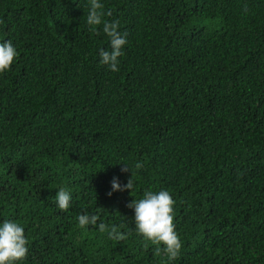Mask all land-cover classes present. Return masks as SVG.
Listing matches in <instances>:
<instances>
[{
    "label": "trees",
    "instance_id": "obj_1",
    "mask_svg": "<svg viewBox=\"0 0 264 264\" xmlns=\"http://www.w3.org/2000/svg\"><path fill=\"white\" fill-rule=\"evenodd\" d=\"M100 2L127 33L119 71L100 63L89 0H0L18 53L0 73V226L29 248L16 264H264V0ZM126 164L133 193L109 196ZM146 190L175 201V260L135 229Z\"/></svg>",
    "mask_w": 264,
    "mask_h": 264
},
{
    "label": "clouds",
    "instance_id": "obj_2",
    "mask_svg": "<svg viewBox=\"0 0 264 264\" xmlns=\"http://www.w3.org/2000/svg\"><path fill=\"white\" fill-rule=\"evenodd\" d=\"M105 15L111 16L109 10L104 12V5L100 0H89L87 10V24L90 26L89 31L97 32V26L102 25V31L110 38L111 51L101 49L99 55L100 63L109 66L112 71H119L118 58L123 55V48L127 44V33L119 31V21H106ZM18 56V53L10 40L0 43V73L9 70ZM136 169L143 168V164L137 162ZM132 168L126 164L121 169L122 172H128ZM134 176L129 178L126 184H121L118 177L111 181V191L109 196L115 191H125L128 189L134 191ZM55 201L57 206L67 211L71 206L72 195L64 188H60L56 194ZM174 204L172 195L167 190L153 192L146 190L143 198L131 201L127 207L135 211V229L146 240L151 241L153 245H163V251L170 261L175 260L180 255L182 244L176 232L174 224ZM99 217L97 215L80 214L78 216V225L86 228L89 225L96 226ZM100 232H107L108 237L112 240L123 241L127 238L126 233L120 232L116 226L109 230L108 226L100 222ZM28 239L25 236V230L17 223L4 220L0 226V264H16V262L26 259L29 248ZM147 247V245H145Z\"/></svg>",
    "mask_w": 264,
    "mask_h": 264
}]
</instances>
